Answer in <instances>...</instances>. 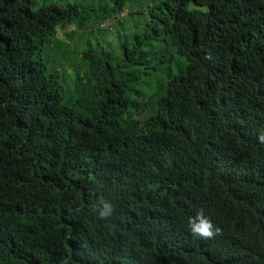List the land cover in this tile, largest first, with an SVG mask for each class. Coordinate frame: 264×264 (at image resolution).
I'll use <instances>...</instances> for the list:
<instances>
[{
	"label": "trees",
	"instance_id": "obj_1",
	"mask_svg": "<svg viewBox=\"0 0 264 264\" xmlns=\"http://www.w3.org/2000/svg\"><path fill=\"white\" fill-rule=\"evenodd\" d=\"M61 1L0 0V264H264V0H154L113 51L133 0Z\"/></svg>",
	"mask_w": 264,
	"mask_h": 264
},
{
	"label": "rangeland",
	"instance_id": "obj_2",
	"mask_svg": "<svg viewBox=\"0 0 264 264\" xmlns=\"http://www.w3.org/2000/svg\"><path fill=\"white\" fill-rule=\"evenodd\" d=\"M59 0H38L37 5H43V4H51L56 3ZM73 2L74 0H62L61 2ZM157 1V0H156ZM78 2L81 5L89 6L90 4L94 3L93 6L96 7H103L106 4L110 3L109 0H78ZM154 4V0H133V2L128 3V8L126 9V12L122 15V17H125L127 11L129 12V9H132V12H135V14H132L130 17L125 18V22L123 25L118 26V19L111 21L104 22L100 27L102 29H109L112 30V32L109 33V40L107 41L106 46L109 44L111 45L109 47L110 51H113L118 46V37L119 35H125L128 36L130 39L133 35H140L143 34L146 30V20L149 18V14L147 12L148 8ZM112 27H114L112 29ZM68 30L69 33H71V30H75L74 27H69ZM108 32V31H107ZM106 32V35L104 38H108V33ZM83 34V32L77 31L76 37L74 39L67 38L66 34H62L58 37V39L65 40L66 39V50L63 49L60 51L58 49L57 54L51 52L50 57L48 58V66L54 67L60 70V72L67 77L66 81L63 82L65 89L67 92H69L73 87V73L75 68H80L82 66L81 64V52L85 48L86 43L89 40L93 39L88 38V36H84L82 39H79L80 35ZM114 34V35H113ZM118 35V36H117ZM77 41V44H76Z\"/></svg>",
	"mask_w": 264,
	"mask_h": 264
},
{
	"label": "clouds",
	"instance_id": "obj_3",
	"mask_svg": "<svg viewBox=\"0 0 264 264\" xmlns=\"http://www.w3.org/2000/svg\"><path fill=\"white\" fill-rule=\"evenodd\" d=\"M113 213L112 205L104 202L103 208L99 211L101 219L109 218ZM193 235H198L203 239H211L219 233V229L214 230L212 222L204 216L203 209L197 214L195 218L189 221Z\"/></svg>",
	"mask_w": 264,
	"mask_h": 264
}]
</instances>
